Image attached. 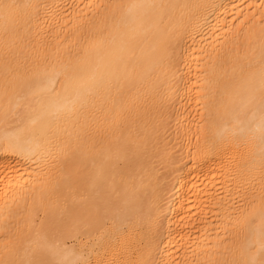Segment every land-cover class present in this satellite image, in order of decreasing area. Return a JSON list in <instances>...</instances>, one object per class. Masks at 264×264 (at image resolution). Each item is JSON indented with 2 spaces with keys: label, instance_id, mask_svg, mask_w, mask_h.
I'll return each instance as SVG.
<instances>
[{
  "label": "bare ground",
  "instance_id": "1",
  "mask_svg": "<svg viewBox=\"0 0 264 264\" xmlns=\"http://www.w3.org/2000/svg\"><path fill=\"white\" fill-rule=\"evenodd\" d=\"M261 20L264 0H0V264H264Z\"/></svg>",
  "mask_w": 264,
  "mask_h": 264
},
{
  "label": "rangeland",
  "instance_id": "2",
  "mask_svg": "<svg viewBox=\"0 0 264 264\" xmlns=\"http://www.w3.org/2000/svg\"><path fill=\"white\" fill-rule=\"evenodd\" d=\"M252 25L264 27V20L254 21L252 23ZM87 32H88L87 24H83V25H81V24L80 25L69 24L68 26L63 28V30L61 31V33H59V35L61 36L60 38H69L70 37V38H75L78 40V39H82L87 34ZM249 35L250 34L248 32H246L243 34V37L240 38L238 45H241V46H239L240 47L239 49H242L245 46V44H243V42L246 39H247V41L250 39ZM30 38H31V36H30ZM46 40H47V42L44 41L38 47L33 43L32 40H29L30 41V49L25 50L23 52L22 51L19 52L16 55L15 59L17 61H21V62L33 63V61L38 58L40 53L44 54L47 58H49L50 56H52L54 54V52L59 51V49L56 48L57 46L53 43V38H47ZM35 50H38L37 53H34ZM167 105H170L169 101H166V106ZM174 117H175V114L173 115V113H171V112L170 113L166 112V113L160 114L158 117L154 118V121L161 122V125L163 126V128L165 130V137H166L165 141H166V143L164 145H165L166 151L164 154H166V155L164 157H160L159 159L155 160V163L157 164V166L159 168H162V170H166V169H169L171 167L172 161H170L171 159L169 158V154H171L172 152H176V149H174V147H175V144H177L178 139L180 138L179 136H181V129L177 128L178 124L174 120L175 119ZM197 134H199V130H198V126L195 124V126L192 128V130L190 132V135L186 136V138H190L189 143L193 142V144H194V141L196 140ZM171 148H173V149L171 150ZM42 220H43V214L41 212H38V214L35 216V224H39ZM19 228H20V230H24L23 234L27 235L25 223L19 222ZM14 232H15L14 222H12V224L9 223L8 228L6 230V233H5V236L1 235L0 241L2 243H4V245H5V241H10L12 239L11 237H14ZM24 242H25V240L21 239L19 241L18 245L22 246L24 244ZM223 256H224V254L218 255V257L220 259Z\"/></svg>",
  "mask_w": 264,
  "mask_h": 264
}]
</instances>
